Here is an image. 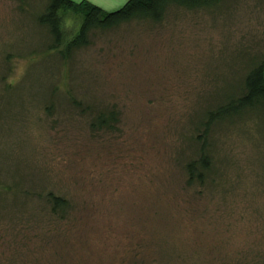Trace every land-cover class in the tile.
<instances>
[{
    "label": "rangeland",
    "instance_id": "rangeland-1",
    "mask_svg": "<svg viewBox=\"0 0 264 264\" xmlns=\"http://www.w3.org/2000/svg\"><path fill=\"white\" fill-rule=\"evenodd\" d=\"M46 2L0 0V264H264V107L210 128L204 184L185 170L206 110L264 54V0L171 6L67 58ZM60 15L74 35L82 15ZM95 108L115 129H91Z\"/></svg>",
    "mask_w": 264,
    "mask_h": 264
},
{
    "label": "trees",
    "instance_id": "trees-1",
    "mask_svg": "<svg viewBox=\"0 0 264 264\" xmlns=\"http://www.w3.org/2000/svg\"><path fill=\"white\" fill-rule=\"evenodd\" d=\"M223 0H127L126 3L115 11H104L100 7L87 1L74 3L71 0H47L43 12L37 16V21L45 25L52 36L50 49L57 50L62 58H67L74 49L88 46L90 35L97 29H109L120 23L129 21L151 20L161 21L168 8L171 6L186 9L210 8L218 5ZM62 10H72L82 15V21L74 35L68 37L62 27ZM237 95L227 96V100L218 104L213 109L205 112L203 122L204 131L200 137L201 143L198 156L188 160L185 164L187 174L186 183L192 185L197 182L204 184L211 169V155L206 147V140L210 128L220 120L240 116L244 110L264 107V54L257 62H253L242 79ZM77 107L80 105L77 103ZM87 105L82 108L87 110ZM118 121L114 109L102 110L95 108L90 127L92 130L112 131ZM51 206V213L58 218H63L68 208L66 197L47 192L45 195Z\"/></svg>",
    "mask_w": 264,
    "mask_h": 264
},
{
    "label": "crops",
    "instance_id": "crops-1",
    "mask_svg": "<svg viewBox=\"0 0 264 264\" xmlns=\"http://www.w3.org/2000/svg\"><path fill=\"white\" fill-rule=\"evenodd\" d=\"M74 3L87 1L93 5L100 7L102 10L110 12L121 8L127 0H71Z\"/></svg>",
    "mask_w": 264,
    "mask_h": 264
}]
</instances>
